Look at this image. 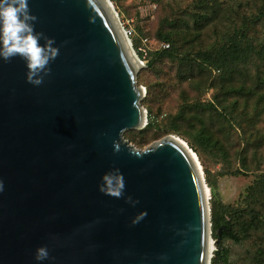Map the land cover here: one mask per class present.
Listing matches in <instances>:
<instances>
[{"label":"water","instance_id":"95a60500","mask_svg":"<svg viewBox=\"0 0 264 264\" xmlns=\"http://www.w3.org/2000/svg\"><path fill=\"white\" fill-rule=\"evenodd\" d=\"M108 3L29 0L60 49L42 85L25 81L21 58L0 61V264H37L40 245L50 264H210L219 239L191 149L173 135L144 149L123 137L146 125L145 91ZM113 168L135 207L98 190Z\"/></svg>","mask_w":264,"mask_h":264},{"label":"rangeland","instance_id":"374dc122","mask_svg":"<svg viewBox=\"0 0 264 264\" xmlns=\"http://www.w3.org/2000/svg\"><path fill=\"white\" fill-rule=\"evenodd\" d=\"M110 1L121 25L134 30V44L142 42L153 52L169 43L173 53L155 57L148 66L151 57H139L132 46L141 60L135 76L145 91L140 104L152 126L125 130L123 137L136 149L167 135L183 140L201 165L210 222L212 205L219 214L246 208L251 187L264 177V85H258L264 78L261 0ZM244 27L241 44H251L257 52L245 64L218 70L192 61L198 52L228 45ZM256 241L255 234L239 243L224 239L226 259L217 264H247Z\"/></svg>","mask_w":264,"mask_h":264},{"label":"clouds","instance_id":"9594fccd","mask_svg":"<svg viewBox=\"0 0 264 264\" xmlns=\"http://www.w3.org/2000/svg\"><path fill=\"white\" fill-rule=\"evenodd\" d=\"M83 2L90 6L92 0ZM37 20L29 7V0H0V61L7 63L14 57L21 58L26 68L25 81L33 86L42 85L51 75L50 65L60 51L54 37L36 30ZM98 190L117 199L124 198L131 207L139 203L133 197L125 196L124 176L118 168L101 175ZM2 191L3 181L0 180ZM146 216L147 212L141 211L132 223L137 224ZM34 260L37 264H50L54 257L47 245H40L35 249Z\"/></svg>","mask_w":264,"mask_h":264},{"label":"trees","instance_id":"16d2710c","mask_svg":"<svg viewBox=\"0 0 264 264\" xmlns=\"http://www.w3.org/2000/svg\"><path fill=\"white\" fill-rule=\"evenodd\" d=\"M259 13L264 17V0H261V6ZM246 28V29H245ZM133 30V29H132ZM247 27L242 30H237V33L229 39L228 45H223L217 50L201 51L198 52L192 61H195L199 68L205 69V67H212L218 70L227 69L231 65L245 64L251 58V55L256 52L253 45L241 44V37L247 35ZM134 30L130 36L132 46L139 55L142 56V52L138 48L142 42L138 45L133 43ZM163 41H169L166 35H162ZM135 41V40H134ZM146 58L148 55L151 57L148 60V66L152 65L155 57L169 55L173 56L170 52V44L163 43L161 47L151 52L146 48ZM166 47V48H165ZM257 53V52H256ZM152 55V56H151ZM143 57V56H142ZM153 57V58H152ZM147 61V60H146ZM264 85V78L258 79V85ZM151 123H147L144 127L150 128ZM210 186L211 183L208 182ZM227 217V218H225ZM220 229V236L217 231ZM211 236L214 239H219L210 264H217L218 259L225 261L227 255V249L222 245L224 239L232 240L239 243L244 238H250L254 234L257 235V241L252 245V248L247 252V264H264V177L258 179L251 187L249 193V205L246 208H237L235 210L224 209L220 214L218 213L215 206L211 208Z\"/></svg>","mask_w":264,"mask_h":264},{"label":"bare ground","instance_id":"6f19581e","mask_svg":"<svg viewBox=\"0 0 264 264\" xmlns=\"http://www.w3.org/2000/svg\"><path fill=\"white\" fill-rule=\"evenodd\" d=\"M104 3H107V4H109L108 3V1H110V0H102ZM113 12H114V14H116L117 15V17H118V14L116 13V11H115V9H114V7H113ZM117 20L120 22V20H119V17L117 18ZM119 33H120V35H121V38L123 39V43H124V45L127 47V48H129L130 47V42H129V38H127L122 32H121V30L119 29ZM132 48V47H131ZM131 51H132V58H134L135 57V54L133 53V49H131ZM135 59H136V62L141 66V60L137 57H135ZM174 137H176L175 135H173ZM178 138V137H177ZM180 139V138H179ZM183 141V140H182ZM184 142V141H183ZM185 143V142H184ZM186 144V143H185ZM189 148V147H188ZM191 152L193 153V155L195 156V158H196V160H197V163H198V165H199V167H200V169H201V165H200V163H199V161H198V158H197V155L191 150ZM201 171H202V169H201ZM205 191H206V196H207V198H208V194H207V188H206V186H205ZM208 191H209V189H208ZM212 252H213V250H212Z\"/></svg>","mask_w":264,"mask_h":264},{"label":"built area","instance_id":"2783aa9c","mask_svg":"<svg viewBox=\"0 0 264 264\" xmlns=\"http://www.w3.org/2000/svg\"><path fill=\"white\" fill-rule=\"evenodd\" d=\"M123 28H124V26H123ZM124 31H125V34L128 38L132 35V32H133L132 28H124ZM138 50L143 53V57L146 55V49H145L144 45H141L138 48Z\"/></svg>","mask_w":264,"mask_h":264}]
</instances>
